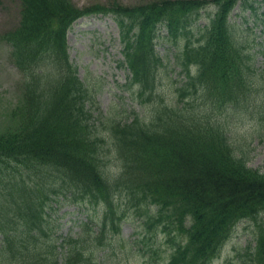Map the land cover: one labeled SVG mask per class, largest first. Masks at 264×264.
<instances>
[{
  "label": "trees",
  "instance_id": "1",
  "mask_svg": "<svg viewBox=\"0 0 264 264\" xmlns=\"http://www.w3.org/2000/svg\"><path fill=\"white\" fill-rule=\"evenodd\" d=\"M20 1L17 27L1 35L22 75V97L0 130V263L103 264L125 247L118 234L131 203L149 233L169 236L171 248L157 251L161 264H209L236 224L257 217L251 262L264 264V171L235 155L228 119L218 117L254 76L230 22L247 0H111L99 8L120 31L139 98L154 101L130 122L107 125V152L89 123L93 92L77 77L66 44L67 30L87 11L71 0ZM208 8L213 16L194 34L191 24ZM160 30L183 42L175 61L186 79L172 101L157 91ZM69 196L100 212L57 243L46 205Z\"/></svg>",
  "mask_w": 264,
  "mask_h": 264
},
{
  "label": "rangeland",
  "instance_id": "2",
  "mask_svg": "<svg viewBox=\"0 0 264 264\" xmlns=\"http://www.w3.org/2000/svg\"><path fill=\"white\" fill-rule=\"evenodd\" d=\"M116 1L129 6L144 0ZM71 2L78 9L89 13L99 11L100 7L106 8L111 0ZM247 2L248 4L234 8L230 14V21L231 25L235 26V37L240 43H244L248 55L251 56L250 71L256 77V81L253 76L245 87L246 94L242 99L234 105L226 106L223 113L228 117L227 136L235 155L247 161V165L252 169L263 172L264 9L258 2L252 0ZM19 9L20 0H0V35L16 26ZM98 13L100 12H95V15L91 16L84 15L76 20L67 32V44L78 77L94 92L93 103L89 106L93 114L90 123L97 134L107 142L105 149L107 152L110 147L107 124L115 120L123 122L124 119L133 117L134 113L142 115L143 112H148L154 101H150L147 95L138 98V88L128 86L127 71L118 65L122 60L119 31L109 16ZM212 14V8L200 11L197 20L191 24L192 32L196 34L198 28L203 27ZM165 36L166 32L160 30L155 45V52L164 63L158 69L157 91L159 90L166 101H171L174 88L180 86L185 77L175 62L177 50L179 47L182 48L183 42L180 39H176V42L168 41ZM9 52V47L0 39V130L9 127L10 112L19 104L22 97L19 87L20 73L14 69ZM49 204L46 205L44 217L50 223L49 238L57 243H60L62 238L74 236L89 215L93 217L100 212L99 208L74 203L70 196L64 199L55 198ZM130 204L126 203L124 207L126 214L118 234L125 247L118 245L117 250L112 251L103 264H157L151 256L152 250L161 254L171 248L167 233L159 232L156 236L149 233L140 222L144 219L143 216ZM259 220L257 217V220H242L236 224L220 248L219 254L210 264H253L251 260L256 241V221L258 223Z\"/></svg>",
  "mask_w": 264,
  "mask_h": 264
}]
</instances>
